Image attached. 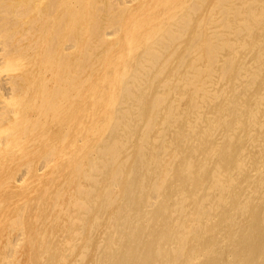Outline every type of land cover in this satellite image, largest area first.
<instances>
[{"label":"bare ground","instance_id":"6f19581e","mask_svg":"<svg viewBox=\"0 0 264 264\" xmlns=\"http://www.w3.org/2000/svg\"><path fill=\"white\" fill-rule=\"evenodd\" d=\"M11 2L0 0V70L12 52L38 71L0 78V109L24 97L21 79L44 96L9 110L34 146L25 175L63 177L72 199L77 256L64 264H264V0H45L25 50L14 31L28 8L14 18ZM96 10L106 20L86 36Z\"/></svg>","mask_w":264,"mask_h":264},{"label":"rangeland","instance_id":"374dc122","mask_svg":"<svg viewBox=\"0 0 264 264\" xmlns=\"http://www.w3.org/2000/svg\"><path fill=\"white\" fill-rule=\"evenodd\" d=\"M8 1L11 2V0H8ZM11 3H13V4H11L9 7H10L11 13L13 15L15 13H18V12H16L17 9L15 10V8H19V9H21V7H24L25 9L28 8L27 9L28 13L24 15V21L26 23L24 22L20 27H17V29L14 32L16 35L15 41H18V39H20V38H22V40L24 39L22 41V45H24V50L29 49L31 46H34V38H35L34 35L35 34H33V33H35V31H36V29L34 27L39 26L38 24H41V21L44 19H47V17H48V15H46V11H47V8L45 7L46 2H45V0H21L20 2H11ZM20 4H21V6H20ZM24 4H26V5H24ZM31 4H32V6H31ZM28 5L31 6V8H29ZM96 12H97V15H96ZM94 13H95L94 15H96V16H94V15L88 16L89 19L87 18L85 20L84 24H82L80 26L79 30H82V33H84L86 36H87V34L89 35L90 27L92 26V24L95 23V21L97 22V21H99V19H105L106 20V15H104L103 13H100L98 10H96ZM98 13H100V14H98ZM13 17L17 18L18 16L14 15ZM26 17H28V18H26ZM32 18H33V20H32ZM36 18L39 21L34 20ZM51 18L49 17V19L46 23V27L48 29L54 31L56 29L58 23L60 22L62 15H60V13L54 14L53 18L52 19ZM31 21H33L36 26L33 27L34 24L32 25ZM30 24L32 26H29ZM72 25L73 24L70 23V27H72ZM27 27L28 28L30 27V29L27 30L26 29ZM22 28H25V29H22ZM18 29L20 32H18ZM70 29L71 30L68 31V35L71 32L73 33L72 28H70ZM25 31H26L25 34L28 37L24 34ZM29 32H31V34ZM18 36L20 38H18ZM109 38L115 39L116 35L112 34V35H110ZM0 54H2V53H0ZM4 56L8 62L3 64V66L0 70V78L10 79L11 77H17V76L22 75L24 73V70H29V72H31L34 69L33 67L30 68L29 65L26 63V60H27L26 58H18L12 52L11 53L9 52ZM36 69H34V71ZM37 71H38V69H37ZM3 73H4V75H3ZM21 80H19L20 84L18 83V86L20 88L21 93L19 92L18 94H23L27 90V92L24 93V97L19 98V96L17 97V95H18L17 94L14 97L16 99L19 98L17 100L18 104H12L11 106L8 105L7 108L6 107L4 108V106H3L0 109V121L4 117L2 122H0V140L6 136V137L10 138V140L12 142V144H10L9 147L4 146L3 145L4 143H0V144H2L0 146V184H1V186H0L1 187L0 188V209L2 208L0 210V264H4V262L6 263V261H9L6 264H9V263L18 264L19 262H20L19 264H37V260H42L43 263H45L43 260H49L47 264H60V263L64 264L65 262L67 263V261L70 259V257H71L70 260H74V258L77 256L76 252H73V250H72V248H73L72 245H74L73 244L74 241H73V237L69 233L68 226L66 225V223L69 222L68 220H71V216H69V214L73 210L74 206H73V202H72L71 197L69 199V197L66 196V190L65 189L67 188V186L63 185V183H62L63 177H37V176L35 177L29 173H27V175H25V171L23 172V169L25 170V168H26V166L24 164L28 163L27 161H30L32 159L31 154L34 152V146L33 147L31 146L30 141L28 140V135L26 134V132H27L26 130H25V133L17 130L18 129L17 123L20 119L19 118L16 119L17 115H15L14 113H11V111L9 109H11V107L14 109L17 107L18 110H21V107H22V109L24 108V111H25L26 109H28L29 105L32 102H36V101L40 100L41 98H43L44 96L42 97V96H40V94L36 95L34 93L28 94L35 87V83L33 82L32 79H26V80L21 79ZM0 85H1V83H0ZM0 87H2V86H0ZM2 89H3V87L0 88V92L2 91ZM45 92L46 91H44V93L42 92V95H45ZM4 94H5V91L3 89V91L0 93V100H1L0 103H2V104H4V102H3L4 100L6 102H9V100H10L9 98L7 99V96ZM19 104L21 105L20 107H19ZM15 105H16V107H14ZM6 110H7V113H5ZM8 113H9V115H7ZM30 114L32 117H35V112L33 115V112L31 111ZM23 133H24V135H23ZM3 134L5 136H2ZM15 137H16V140L14 141ZM13 146H16V148H15L13 154L10 156L11 159H6V156H8L9 149ZM51 146H52V143H51V138H50L48 140V143L46 142L45 146H43L44 147L43 150H47ZM3 155H4V159H2ZM18 157L20 159H18ZM15 160H16V163H18L20 161V165L18 166V169L15 172V175H14L15 177H11V171H10L11 169L9 168V166L11 163L13 164V162ZM24 166H25V168H23ZM40 166H41V164H39V161H38V162H35L32 165H30V169L36 170ZM21 167H22V169H21ZM9 178L11 180H9ZM4 181L9 182V183H6V182L3 183ZM58 190H59V192H58ZM27 198L28 199L30 198V199L28 200ZM65 198H68V199L65 200ZM57 199H59L58 202H57ZM19 200H21V201H19ZM26 200H28V201H26ZM38 200H43V203L47 205V207H43L44 210H42L41 212L39 211L38 208H35V203H37ZM45 201H47V202H45ZM55 203H59V205L58 204L55 205ZM62 203H64V204H62ZM18 204L22 205V207L21 208L19 207L17 209ZM51 204H53V205H51ZM60 204H62V205L60 206ZM24 206L25 207L27 206L26 207L27 211L24 210L25 209ZM54 206L55 207L57 206V207L55 208ZM65 206H66V209H65ZM48 207H50V208H48ZM51 208L53 210H50ZM61 209H62V211H61ZM56 211H58V212L60 211V214L59 213L56 214L57 213ZM24 212H26V213H24ZM64 214L68 215V216H65ZM48 215H49V217H48ZM14 216H17V217H14ZM50 217L51 218L53 217V218L51 219ZM24 218H25V220H24ZM27 220H28V222H27ZM62 220H64V222ZM21 221H23V223ZM8 222H9V224H8ZM11 223L15 227L12 226ZM62 223H64V224H62ZM6 224H8V225H6ZM46 225L48 228L46 227ZM64 226L65 227L67 226L66 229ZM10 228H13V229H10ZM19 229H21V230H19ZM43 231L45 233H43ZM20 233H22V234H20ZM63 233H64V235H63ZM42 234H44V235H42ZM17 235H19V237ZM15 238H16V240H14ZM42 238L44 241H42ZM13 240L15 242H13ZM33 241H35V242L33 243ZM12 243H14V244H12ZM45 243H47V244H45ZM59 243L61 244V247H60ZM43 244H45V246ZM46 245H47V248H46ZM67 245H68V247H67ZM16 246L18 247L17 248L18 250L16 249ZM4 247H5V250H4ZM9 248H13V249L12 250L10 249L11 251H9L8 250ZM42 248H44L43 250L45 251V253L42 250ZM32 249H33V252H31ZM34 250L35 251L39 250V252L34 253ZM65 250H66V252H64ZM8 251L10 253H8ZM17 251H18V253H17ZM54 252H55V254H54ZM68 253H69V255H68ZM70 253H72V254H70ZM73 253H74V255H73ZM40 254H42V255L40 256ZM51 254H52V256H51ZM6 256L9 258L7 259ZM57 257H59V258L57 259ZM11 258H12V260H11Z\"/></svg>","mask_w":264,"mask_h":264}]
</instances>
